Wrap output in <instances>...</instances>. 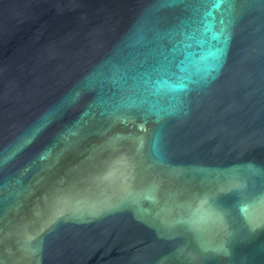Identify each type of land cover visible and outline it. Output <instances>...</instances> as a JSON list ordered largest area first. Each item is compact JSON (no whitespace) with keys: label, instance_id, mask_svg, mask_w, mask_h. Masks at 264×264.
I'll return each instance as SVG.
<instances>
[{"label":"water","instance_id":"95a60500","mask_svg":"<svg viewBox=\"0 0 264 264\" xmlns=\"http://www.w3.org/2000/svg\"><path fill=\"white\" fill-rule=\"evenodd\" d=\"M0 264H264V0H0Z\"/></svg>","mask_w":264,"mask_h":264}]
</instances>
